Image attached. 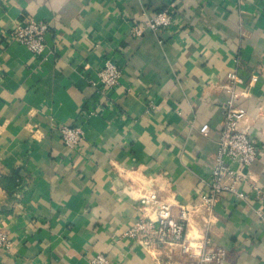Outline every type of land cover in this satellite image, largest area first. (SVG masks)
Returning <instances> with one entry per match:
<instances>
[{
    "label": "crops",
    "instance_id": "1",
    "mask_svg": "<svg viewBox=\"0 0 264 264\" xmlns=\"http://www.w3.org/2000/svg\"><path fill=\"white\" fill-rule=\"evenodd\" d=\"M164 13L172 24L147 27ZM33 18L50 24L41 57L9 37ZM106 59L124 74L103 96L90 79ZM235 70L245 80L240 128L261 152L251 174L264 187V0H0V229L13 243L0 264H92L101 254L107 264H188L179 247L148 251L125 234L145 195L172 201L176 217L199 202ZM85 108L97 112L85 120ZM61 124L81 126L78 149ZM253 184L240 188L251 195ZM187 236L190 264L203 246L224 250L223 264H264V219L229 194L210 228L197 213Z\"/></svg>",
    "mask_w": 264,
    "mask_h": 264
},
{
    "label": "built area",
    "instance_id": "2",
    "mask_svg": "<svg viewBox=\"0 0 264 264\" xmlns=\"http://www.w3.org/2000/svg\"><path fill=\"white\" fill-rule=\"evenodd\" d=\"M170 24H172L171 16L164 13L149 21L147 27L158 31L161 27L166 28ZM49 30L50 24L47 21L33 18L17 23L9 37L25 46L34 56L41 57L46 48V35ZM144 32L142 25L133 24L132 35L142 37ZM123 74V68L117 60L106 59L98 70V81L90 79V84L98 95L106 96L107 91L120 83ZM227 78L229 83L225 89L230 93L231 99L224 109L216 165L211 171L209 182L204 186L199 202L192 207L180 206L179 217H176L173 213L175 204L161 199L156 192L139 199L141 204L139 219L125 236L136 240L148 251L155 250L159 245H165L179 247L182 253L196 256L187 236L192 217L197 213L202 215L205 229L208 230L213 223L216 206L225 194L231 195L237 202L247 203L259 218L264 219V187L258 186L251 174V167L258 160L261 152L251 136L241 130L240 125L247 114L245 108L235 103V99L242 94L241 89L245 80L238 70L229 72ZM256 79L257 77H252L253 81ZM149 106L150 111L154 109V106ZM96 112V109L85 108L80 113V117L89 120ZM54 129L59 132L62 141L69 149H78L86 139L81 126L61 124ZM200 132L208 136L209 125H203ZM234 165L236 168L233 167ZM247 181L254 182L251 195L240 188ZM12 245L8 233L0 229V262L3 255L11 251ZM197 258L199 264H223L225 252L203 246ZM92 264H107V258L101 254L92 261Z\"/></svg>",
    "mask_w": 264,
    "mask_h": 264
},
{
    "label": "rangeland",
    "instance_id": "3",
    "mask_svg": "<svg viewBox=\"0 0 264 264\" xmlns=\"http://www.w3.org/2000/svg\"><path fill=\"white\" fill-rule=\"evenodd\" d=\"M187 255V254H186ZM189 256V255H188ZM190 259L188 257H185L186 260H188V264H190L191 260L193 259V256H189Z\"/></svg>",
    "mask_w": 264,
    "mask_h": 264
}]
</instances>
